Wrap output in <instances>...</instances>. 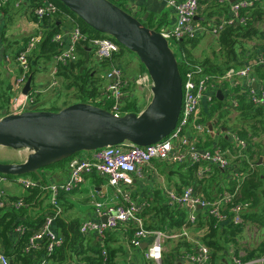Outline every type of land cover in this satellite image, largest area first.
Returning a JSON list of instances; mask_svg holds the SVG:
<instances>
[{
    "label": "built area",
    "instance_id": "1",
    "mask_svg": "<svg viewBox=\"0 0 264 264\" xmlns=\"http://www.w3.org/2000/svg\"><path fill=\"white\" fill-rule=\"evenodd\" d=\"M26 1L0 0V19L1 9L7 2H13L16 7H20ZM217 1L221 6L227 5L230 12L229 15L222 14V16L212 21L211 32L218 38L224 27L246 24L250 14L244 12L262 0ZM169 3L177 13V21L173 28L167 29L162 34L168 40L171 48L173 46L181 51V60H183L185 54L181 50L180 40L195 38L206 30V27L202 26L199 19L196 18L201 9V0H169ZM29 12L39 19H43L44 17L55 18L62 10L52 0H43L39 5L30 7ZM67 17L73 26L69 30L56 33L53 37V40L58 42L61 47L60 52L55 56L56 64L52 72L55 76L58 73V65H65L78 60V44L88 39V35L82 31L79 22L70 14H67ZM41 39V31L32 35L16 58L19 73L13 85L16 91L21 92V95L17 97L18 99L16 98L20 112L36 109L38 91L32 89L28 94H25L23 90L30 76L29 56L36 49ZM89 42L94 48L98 60L111 61L104 72V85L97 101L103 105L110 102L107 110L118 116L124 115V111L127 110L126 103L132 98V88H139L144 82H149L152 87L151 77L147 71L145 74L129 77L118 60L112 61L114 54L121 49L118 41L110 37H94L90 38ZM260 64H264V53H260L253 62L246 63L243 66H231L222 73H210L206 71L202 64L188 62V68L182 75L183 103L181 113L175 129L169 136L157 143L144 146L130 141L108 145L92 151L94 152L92 158L82 157L83 154L74 155L69 162V180L64 183L46 184L25 175L18 176V182L26 189L42 188L48 194L49 203L53 210V212L46 215L43 224L34 230L24 248V252L30 253L45 248L47 253L51 254L64 243L63 236L58 235L54 229L55 219L63 212L59 196L62 192H71L78 187L85 180V174L96 172L105 177L108 184L117 188L122 201L117 205L96 201L95 210L106 220H87L83 222L80 225L81 233L89 235L94 232L98 234L101 240H104L107 231L131 224L134 231L129 240L130 245L135 248H142L144 242H147V247L144 249L145 257L156 264H162L165 242L181 236L189 238L188 229L190 227L184 226L179 232H173L169 228H147L144 212L149 204L136 202L132 197L131 190H128L130 186H133L134 175L143 173L144 167L149 166L157 159L168 165H197L199 178L212 174L214 167L229 171V176L232 179L238 177L239 171H234L235 162L245 156V150L248 147L246 139L241 138L233 126L229 125L226 135L232 142L231 148L226 147L223 149L217 143L210 147H200L199 143L204 142L202 135L212 134V130L209 129L203 119L202 107L203 103L206 102V108L210 111L219 100L222 105L219 108L220 110L216 111L215 116L217 117L222 112L226 117H231L238 110L242 93H245L250 101L256 105L264 106V80L255 71V65ZM58 84L59 81L54 78L51 85L55 87ZM254 84L257 86L254 87ZM218 90L223 93L222 100L217 97ZM216 128L223 132L222 129L224 128L221 127V124L216 123ZM6 179L7 176L0 173V183ZM166 195L170 204L188 208V221L191 224L198 221L199 209H204L215 217L217 225L227 222L235 225L242 224L245 220L243 214L249 210L248 202L237 204L234 202L235 205L231 207V211L226 212V205L231 203L235 197V193L227 189L219 192L214 200L202 196L194 185L185 186L182 191L167 189ZM24 205L25 202L22 198L13 201L7 191L0 188V209L12 206L20 208ZM24 231L25 226L22 224L17 226L15 228L16 237ZM190 240L193 242L194 252L187 254L188 262L190 264H209L211 260L210 248L199 238ZM103 254H106L105 249H103ZM232 259L233 264H264V256L247 262H243L235 255ZM0 260L2 264H9L10 261H13L5 253L0 254ZM48 263V259L43 258L36 264Z\"/></svg>",
    "mask_w": 264,
    "mask_h": 264
},
{
    "label": "trees",
    "instance_id": "2",
    "mask_svg": "<svg viewBox=\"0 0 264 264\" xmlns=\"http://www.w3.org/2000/svg\"><path fill=\"white\" fill-rule=\"evenodd\" d=\"M30 1L31 2L28 3L29 8L39 5L43 0ZM52 1L62 10L55 18L44 17L43 19H39L35 15L36 21L40 23L43 30L41 41L29 56V75H32V80H34L35 74L39 69L40 60H44L45 62L52 61L61 50L59 43L55 42L53 37L61 30V24L58 21H60L64 13L72 15V17L79 22L82 31L88 35V39L78 44L77 50L79 57L76 62L58 65V76L63 79V86L66 91L65 96L67 97H65L66 99L64 100L63 106L59 107L53 105L50 108H35L58 111L72 103L88 102L109 109V107H105V105L98 102L97 98L101 95V90L104 85L102 74L106 71L111 61L97 60L94 58V48L91 46L89 39L94 37L114 38L100 33L86 24L59 0ZM112 1L127 10L122 3H118L114 0ZM263 1L264 0L244 12L250 14V18L246 24L228 25L220 32L217 38V46L220 49V55L223 54L225 61H216V59H219V55H216L213 60L211 58H205L203 61H196L193 59L192 49L198 45L201 34L195 38L181 39V50H183L185 54L183 60L180 62L178 61L181 74L183 75L188 68V62L202 64L206 71L210 73H222L231 66H243L246 63L253 62L260 53H264V30L259 26L260 23L264 22ZM8 3L11 2H7L2 7L1 11H8ZM223 8L225 9V6H223ZM215 13H217V11L209 12L201 22L205 25H209V18L215 15ZM227 13H229V11ZM29 40L30 37L26 44ZM249 41H257L258 43H256L253 48H248L247 43ZM120 48V51L114 54L112 61L118 60L120 63L119 59L122 55L121 52L123 50L130 51L121 44ZM22 49L23 48L19 51ZM19 51L15 54V59ZM121 65L123 66V64ZM145 71H147L146 68ZM255 71L256 74L264 80V64L255 65ZM37 97L38 94L36 95V102ZM130 104L135 105L136 100L130 99L127 101L126 109ZM221 105L222 102L217 100V104L207 112V120L218 118L217 123L221 124L222 128L225 126L229 127V120L224 113L220 111L221 113L218 114L217 117L215 116L216 111L221 108ZM237 111L240 120L233 128L241 138L246 139L248 143L245 156L239 158L235 162L234 171H239V176L232 179L229 176V171L214 167V172H212V174L199 178L197 175V165L175 164L179 166L177 174L180 177V182L176 184L179 191H182L185 186L194 185L195 189L202 196L211 200L217 197V195H215L217 192H222L225 189L234 192L235 197L231 203L226 205L225 211H231V207L237 203L248 202L249 210L243 214L245 218L244 222L239 225H235L231 222L217 225V219L215 217L207 213L206 210L199 209L198 221L195 224H191L188 221V208L170 204L169 202H160L153 206L148 205L144 212L145 225L147 228H171L174 230H181L184 226L199 228L201 230L199 240L210 248L211 260L209 264H225L231 245H234V255L239 257L243 262L264 256V239L255 247H244L243 250L245 254L243 255L240 254L242 250L241 247L243 246L239 243V236L243 232V227L246 222L258 223L264 226V141L262 140V137H264V106L256 105L250 101L245 93H242L240 95V105ZM207 136L208 140L200 142V147L204 148L212 145L214 136H212L211 133H208ZM219 141L223 149L226 147L231 148L232 146L230 139L224 135L220 137ZM73 156L44 168L63 165L69 162ZM260 159H262L261 164H259ZM32 174L35 175L36 179L39 177L41 178V175L37 176L36 173ZM4 175L15 177V175ZM19 198L24 200V206L20 208L12 206L0 209V242L4 246L5 254L12 258L13 264H36L43 258L48 259V264H69V262L73 260H80L82 262L80 264H114V251L106 257L102 254L103 249L95 250L97 256L89 255L84 248L86 236L81 233L80 224L76 221L66 222L61 215L55 219L54 225L56 228L54 227V229L58 235L63 236L64 243L58 246L51 254H48L45 248L25 253L24 248L30 236L33 234L34 230L43 224L46 215L53 212V210L50 204L49 208H43L42 205L47 198V194L40 187L30 189L29 194L25 197L11 196L13 201ZM20 224L25 226V231L16 237L15 228ZM12 233H14L13 236ZM191 252H194L192 240H189L185 236H181L178 238L175 247L171 249L166 248L164 250L161 263L176 264V262L186 257L187 254ZM80 255H82V259H79Z\"/></svg>",
    "mask_w": 264,
    "mask_h": 264
},
{
    "label": "crops",
    "instance_id": "3",
    "mask_svg": "<svg viewBox=\"0 0 264 264\" xmlns=\"http://www.w3.org/2000/svg\"><path fill=\"white\" fill-rule=\"evenodd\" d=\"M114 1L122 3L130 13L134 14L143 23L160 32H164L167 29L173 28L176 24L177 13L175 9L170 5L169 0ZM30 2V0H27L20 7H16L13 2L8 3V11H2L1 14L0 118L9 113L20 112L19 103L16 98L21 95V92L16 91L13 85L14 80L19 73V68L14 56L21 48L25 46L29 37L39 33L40 31L42 32L43 30L40 23L36 21L35 15L29 12L28 3ZM227 10L229 11L228 6H225L224 9L217 0H201V9L198 15L200 17L199 21L201 22V20H203L209 12L213 11H217V13L209 18V22L216 20L219 16H222V14L226 13L229 15L230 12L227 13ZM58 22H60L61 24L60 31L69 30L73 26L72 22L70 21V19H68L67 14L65 13ZM201 24L202 26L204 25L206 27V30L201 33L198 45L194 49H192V57L196 61H202L200 60V58H198V52L201 55H204L207 51H210L211 43L217 44V37L212 34L210 29L211 26L205 25L202 22ZM256 43L258 42L250 41L247 43V46L249 45L248 48H253ZM121 53L122 55L119 60L120 63L123 64V69L127 76L136 77L138 75L146 73L142 62L137 57V55H133V53L128 50H123ZM94 58H96V56ZM55 64V57L52 61L48 62L40 60V64L38 66L39 69L35 74V78L34 80H32L31 85L32 89L38 91L37 103L35 104V107L37 108H39L41 105L44 107H51L54 105L53 102L62 100L65 96L66 91L62 90L63 79L62 77L58 76V73L56 77L59 80V84L55 87L51 85L54 80L52 72ZM132 69L134 71L130 72ZM103 75L104 72L102 76ZM136 89L140 90V93L143 94L141 98L145 101L146 107L150 102L152 96L150 83L144 82L139 88ZM55 94L61 96L62 98H58ZM58 104L59 102L56 104V106H59ZM138 104H140V102ZM62 106L63 103L59 107ZM206 106V102H204L202 107V115L208 127L209 122L212 123V128L209 127V129L212 130L211 135L214 136L212 145L216 143L220 144V137L223 135L227 137L226 130L228 129V127H223L226 129H222V132L216 128L218 118H211L210 120H207L208 109L206 108ZM237 114L238 111L234 112V117H236ZM226 118L229 119L230 117ZM202 137L204 141L208 140L207 134H203ZM4 148L9 149L8 147ZM19 152H24V159L22 160L24 161L27 157L28 152L26 150H20ZM93 154L94 152L92 151H86L82 157L92 158ZM22 161L19 160V162ZM69 162L63 165H56L49 169H42L39 174L41 175V178L39 177V180L36 178L33 179L46 184H59L67 182L70 176ZM178 167L179 166L175 164L168 165L167 163L157 159L154 160L149 166H145L143 169V173L134 175L133 186H130L128 188V190H131L133 199L138 203H147L149 204V206L157 205L160 202L167 203V189H174L176 191H179L177 189V181H175L176 183L172 181L174 175L178 176V174L175 173ZM169 180H171V183L167 182ZM113 187L114 186L108 184L107 181L105 183V181H103V179L96 172L85 174V180L78 187H76L71 192H62L60 194L59 202L63 208L61 217H63L66 222L76 221L80 225L87 220H104V218L101 217L95 210V202L103 201L109 205L120 204L122 201V197L120 193L117 192V188ZM0 188H4L7 191L8 195L14 197H25L29 194L30 191L18 182V176H7V179L4 182L0 183ZM217 193L215 195H217ZM49 201L50 200L47 194V198L44 200V203L42 205L44 209L49 208ZM54 227L56 228L55 225ZM169 229L173 232L180 231L171 228ZM188 230L189 240L199 238L201 234V230L199 228L190 227ZM133 231L134 227L131 224L122 225L117 229L107 231L106 238L104 240H101L98 234L93 232L89 235H85L86 239L84 241V248L91 256H97L95 250L105 249V257L108 254L110 255V253L114 251V264H156L155 262L150 261L145 257V251L143 248H135L130 245L129 240L133 235ZM13 235L14 233H12V236ZM178 238L167 240L164 244V250L166 249V245L170 246L167 247V249L175 247ZM173 241L174 244L172 245ZM1 253H5V250L3 244L0 242V254ZM240 254L243 255L245 253L241 250ZM233 255L234 245H231L230 251L227 254V262L225 264H233ZM79 259H82V255H80ZM186 261H188L187 258L183 257L181 260L176 262V264H179L180 262H182V264H186ZM80 263H82L80 260H73L69 262V264ZM0 264H2L1 260ZM9 264L13 263L10 261Z\"/></svg>",
    "mask_w": 264,
    "mask_h": 264
},
{
    "label": "water",
    "instance_id": "4",
    "mask_svg": "<svg viewBox=\"0 0 264 264\" xmlns=\"http://www.w3.org/2000/svg\"><path fill=\"white\" fill-rule=\"evenodd\" d=\"M59 1L86 24L137 55L152 80L151 100L140 113L121 116L88 102L72 103L58 111L33 109L7 114L0 118V146L26 150L28 154L22 162L0 161L1 174L39 175L42 168L80 152L124 141L142 146L157 143L169 136L178 123L183 103L182 74L162 32L145 25L112 0ZM31 85L32 75L24 86L25 94ZM217 97L223 99L221 90ZM147 244L141 247L145 249Z\"/></svg>",
    "mask_w": 264,
    "mask_h": 264
},
{
    "label": "rangeland",
    "instance_id": "5",
    "mask_svg": "<svg viewBox=\"0 0 264 264\" xmlns=\"http://www.w3.org/2000/svg\"><path fill=\"white\" fill-rule=\"evenodd\" d=\"M263 5H264V1H263ZM212 21L209 22V25L212 27ZM260 28L262 30H264V22L260 23L259 24ZM250 42V41H249ZM249 46V45H248ZM251 47V45H250ZM172 50L174 51L178 61L180 62L181 61V51L175 47L172 46ZM133 55L136 56V54L134 52H132ZM220 49L219 47L217 46V44H214V43H211L210 45V51H207L204 55H201L199 52H198V58H200V60H204L205 58H211L212 60L214 59V57L216 55H219V59H216V61L218 60V62L220 61H225V58L222 55H220ZM43 61V60H42ZM45 62V61H44ZM125 67V66H124ZM134 70L132 69L130 72H133ZM53 77L58 80V78L53 75ZM59 81V80H58ZM62 90L65 91V88L64 86H62ZM132 92V100H136V104L133 105V104H130V106L127 108L126 112L124 111V114L127 113V112H136V113H140L144 107H145V101L141 98V96L143 95L142 93H140V90L138 89H134L132 88L131 90ZM66 93V92H65ZM62 94V93H61ZM58 98H62L61 96H58L57 94H55ZM66 96H64V98L62 100H58L56 102H53L54 105H56L58 102H59V106L62 105V103H64V99ZM141 98V100H140ZM140 102V104H138ZM48 104V103H46ZM110 105V102H108L105 107H109ZM42 108H50L49 106H40ZM41 108V109H42ZM229 122H228V125L230 126H235L236 124H238L239 120H240V116L237 114L236 117L231 116L229 119ZM262 140H264V137H262ZM20 150H15V149H12V148H9V149H6L4 147H0V161L1 162H4V163H16V162H19V160H23L24 159V152H19ZM21 154V155H20ZM81 154H84V153H78L76 154L77 156L81 155ZM23 155V156H22ZM44 169H49V168H44ZM177 173V171L175 172ZM25 176H28V177H31V178H36L34 174L32 173H28V174H24ZM99 175V174H98ZM100 176V175H99ZM103 181H107V179L105 177H102L100 176ZM172 181L174 183H176L175 181L177 182H180V177L177 176V175H174V177L172 178ZM108 182V181H107ZM168 183H171V180L167 181ZM123 187V186H122ZM113 188H116V187H113ZM124 188V187H123ZM254 208V206H253ZM264 239V226L258 224V223H252V222H246L244 224V227H243V232L240 234L239 236V243L241 244V249L242 251L244 247H248V248H252V247H255L256 245H258V243ZM167 244V243H166ZM174 244V241L172 242V245ZM167 247H170L168 245H166V248ZM245 253V251H244ZM154 264V263H152Z\"/></svg>",
    "mask_w": 264,
    "mask_h": 264
}]
</instances>
